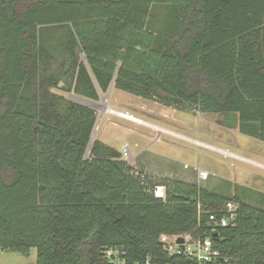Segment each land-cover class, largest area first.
<instances>
[{"label": "trees", "instance_id": "obj_1", "mask_svg": "<svg viewBox=\"0 0 264 264\" xmlns=\"http://www.w3.org/2000/svg\"><path fill=\"white\" fill-rule=\"evenodd\" d=\"M112 82L264 142V0H0V251L193 264L161 235L209 234L207 211L235 200L237 224L211 233L215 246L227 264H264L263 207L155 181L101 140L90 149L96 110L54 89L98 101Z\"/></svg>", "mask_w": 264, "mask_h": 264}, {"label": "rangeland", "instance_id": "obj_2", "mask_svg": "<svg viewBox=\"0 0 264 264\" xmlns=\"http://www.w3.org/2000/svg\"><path fill=\"white\" fill-rule=\"evenodd\" d=\"M64 87L61 83L54 91L97 112L90 149L101 140L121 150L137 171L155 181L195 182L231 199L240 194L245 202L264 208L258 202L264 194V142L227 127L223 115L182 111L114 86L107 93L101 91L98 101ZM200 170L209 173L208 179L199 178ZM0 264H37V249L31 248L29 254L1 250Z\"/></svg>", "mask_w": 264, "mask_h": 264}, {"label": "built area", "instance_id": "obj_3", "mask_svg": "<svg viewBox=\"0 0 264 264\" xmlns=\"http://www.w3.org/2000/svg\"><path fill=\"white\" fill-rule=\"evenodd\" d=\"M209 173L205 170L199 171L200 179H208ZM154 194L158 198L166 199V187L157 185L154 188ZM204 212L200 210L199 215ZM207 225L210 233L204 236H194L190 233L185 234H162L160 237L165 249L170 255H184L191 259L193 264H227L228 259L223 257L222 252L215 246L211 233L217 231L221 227L235 226L239 217V203L235 200H228L219 211L208 210ZM179 238L183 242L179 243ZM108 257H112L113 264H130L125 259L120 257V251L108 249L105 251ZM124 254V253H123ZM131 264H175L172 262L162 263L154 262L151 258L145 261H136Z\"/></svg>", "mask_w": 264, "mask_h": 264}, {"label": "bare ground", "instance_id": "obj_4", "mask_svg": "<svg viewBox=\"0 0 264 264\" xmlns=\"http://www.w3.org/2000/svg\"><path fill=\"white\" fill-rule=\"evenodd\" d=\"M121 116H123V117H125V118H127V119H130V120H133V121H135V122H137V121H139L137 118H135V117H128V116H126L125 114H120Z\"/></svg>", "mask_w": 264, "mask_h": 264}, {"label": "crops", "instance_id": "obj_5", "mask_svg": "<svg viewBox=\"0 0 264 264\" xmlns=\"http://www.w3.org/2000/svg\"><path fill=\"white\" fill-rule=\"evenodd\" d=\"M111 86H114L115 88H116V86H115V82H112V84L110 85V87ZM110 89V88H109ZM118 89V88H117ZM109 91V90H108ZM100 92H101V90H99V94H100ZM103 92V91H102ZM104 93H107V92H104ZM176 179V178H175ZM187 182H189V181H187Z\"/></svg>", "mask_w": 264, "mask_h": 264}, {"label": "water", "instance_id": "obj_6", "mask_svg": "<svg viewBox=\"0 0 264 264\" xmlns=\"http://www.w3.org/2000/svg\"><path fill=\"white\" fill-rule=\"evenodd\" d=\"M178 242L179 243L183 242V239L182 238H179Z\"/></svg>", "mask_w": 264, "mask_h": 264}]
</instances>
